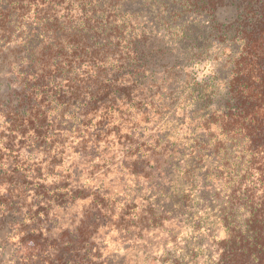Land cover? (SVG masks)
Returning a JSON list of instances; mask_svg holds the SVG:
<instances>
[{"label":"rangeland","instance_id":"rangeland-1","mask_svg":"<svg viewBox=\"0 0 264 264\" xmlns=\"http://www.w3.org/2000/svg\"><path fill=\"white\" fill-rule=\"evenodd\" d=\"M87 1L26 0L22 9L29 15L23 19L25 27L21 32L28 24L36 28L39 23L33 14L38 8L49 7L51 2L59 16L70 14L69 22L75 27H81L86 17L103 21L109 17L112 25L123 28L116 57L128 42L146 41L140 48L146 73L128 85L117 77L118 85L129 87L130 99H117L118 111L101 109L86 118L87 109L81 111L82 106L61 115L63 106L58 98L66 96L67 88L57 78L54 86L62 85L58 93L51 90L43 102L49 110L47 133L34 142V129L29 128L25 134L23 128L11 129L6 118L7 108L14 109L18 104L21 66L14 59L15 54H11L15 45L0 39V65L5 60L13 63L12 67L4 64L0 68L4 81L0 92V195L8 194L11 199L8 203L0 199V264H30L25 261V254L40 248L29 239L20 250L18 243L26 238L25 232H53L54 239L47 240L52 246L59 240L60 232H76L91 204L103 197L101 194H109L110 203L103 204L107 215L91 222V232H99L91 241L92 247L88 246L93 261L213 264L215 241L224 238L226 232L221 222L223 188L214 177L208 178L214 158L210 132L204 125L214 107L195 102L192 97L200 86L211 83V75L220 69L223 45L209 46L212 39H207V47L199 53L183 44L181 32L188 25L185 17L169 22L181 14L182 0H127L122 7L120 4L108 11L114 0ZM13 7L19 9L17 4ZM3 9L6 4L0 1V13ZM219 14L223 21L236 16L230 5ZM16 15L11 18L13 26ZM119 15L122 17L118 18ZM188 15L192 23H198L192 26L197 31L194 32L208 28L210 22L204 14L193 11ZM47 19L48 22L52 17ZM62 21L66 22L63 18ZM18 35L16 27L11 40L19 41ZM111 40L118 42L115 36ZM197 52L198 56L192 59ZM21 56L24 60L28 53ZM218 84H213L214 89ZM223 87L219 86L217 94L224 91ZM128 153L150 157L151 166L153 158L163 157L168 164L153 179H136L133 173L142 169L131 171L128 163L137 158L127 160ZM15 173L23 178L16 177L14 183L5 179ZM218 192L220 200L216 201L214 196ZM84 252L79 251L78 257L84 256Z\"/></svg>","mask_w":264,"mask_h":264},{"label":"trees","instance_id":"trees-1","mask_svg":"<svg viewBox=\"0 0 264 264\" xmlns=\"http://www.w3.org/2000/svg\"><path fill=\"white\" fill-rule=\"evenodd\" d=\"M0 1L6 4V9L0 13V39L15 45L11 54H15L17 58L14 59L21 66L18 72L21 78L18 104L14 109L8 107L5 114L11 129L23 128L24 134L29 128L34 129L37 136L34 142H39L47 133L49 110L43 102L51 90L58 93L59 85L67 88L66 96L58 98L59 105L63 106L61 115L82 106L81 111L87 109L86 118L101 109L117 110V99H130L129 87L118 85V78L128 85L144 77L146 66L140 48L146 41L128 42L125 50L116 57L122 45L123 28L118 24L112 25L109 17L108 21H103L85 16L81 27H75L69 22L72 20L70 14L59 16L57 8L52 5L57 0H52L49 7L38 8L33 14L39 23L37 27L28 24L27 29L21 32L25 27L23 19L29 15L24 7L22 9L26 0ZM126 1L114 0L106 10L120 4L122 7ZM233 1L182 0L181 14L169 22L185 17L188 25L183 31L181 29L180 39L190 50L204 52L207 39V42L212 39L209 46L217 43L224 48L221 50L224 57L220 69L211 75V83L208 87L200 86L192 97L195 102L202 101L214 107L204 125L210 132L209 145L214 158V167L208 178L214 177L221 182L224 193L220 204L221 222L226 232L224 238L215 241L213 264H264V0ZM16 4L19 9L13 7ZM228 5L236 16L233 20L223 21L219 12ZM193 11L208 18L207 29L202 27L198 33L193 30L192 26L198 24L190 21L188 14ZM15 13L17 21L13 26L11 18ZM47 17L52 19L47 22ZM16 27L19 41H12ZM114 36L118 42L111 40ZM26 52L27 58L21 59ZM198 52L192 59L198 56ZM2 63L0 68L4 64L8 67L13 65L6 60ZM57 78L65 83L54 86ZM217 83L224 86L221 94L216 92L219 86L214 89L216 85L213 84ZM3 86L4 81L0 77V92ZM209 88L214 91L210 92ZM38 98L41 101L38 102ZM126 112L121 113L125 115ZM129 145L132 147L131 141ZM138 153L125 156L127 160L133 156L137 158L136 162L128 163L132 166L131 171L142 169L133 173L136 179L138 176L153 179L158 172L161 173L162 166L168 164L163 157L153 158L151 166L152 159ZM159 155L154 154L155 157ZM19 176L15 173L9 179L5 178L7 176L4 178L14 183ZM8 192L12 194L14 190ZM220 195L218 192L214 196L216 201L220 200ZM9 196L0 195V199L8 203L11 201ZM101 196L95 205L91 204L76 232H60L59 240L52 246L47 244V240L54 239L51 236L53 232H25L26 238H21L18 243L20 250L23 242L29 239L40 248L25 254V261L30 264H102L93 261L88 248L92 247L91 241L99 233L91 232L92 223L108 213L105 206H109L110 196ZM81 250L85 255L78 257Z\"/></svg>","mask_w":264,"mask_h":264}]
</instances>
